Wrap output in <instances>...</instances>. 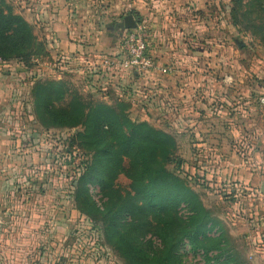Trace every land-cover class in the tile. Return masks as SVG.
<instances>
[{"label":"crops","instance_id":"crops-1","mask_svg":"<svg viewBox=\"0 0 264 264\" xmlns=\"http://www.w3.org/2000/svg\"><path fill=\"white\" fill-rule=\"evenodd\" d=\"M22 2V16L31 24L34 32L39 33L47 53L46 58L54 53L59 59V68L54 72L57 80L64 75L60 76L58 73L62 69L61 65L64 67L67 63L70 66L66 65V68L71 70L75 68L74 65L78 69L86 67V75L82 76L86 88L101 92L104 102L124 101L130 108L138 102L147 121L156 118L155 112L160 110L164 118L170 120L168 130L172 134L179 133L182 126L191 128L190 134H197L199 138L196 140L194 137L189 149L209 151L213 137L216 138V144L221 143L224 148L226 144L220 130V121H236L232 122L235 125L237 121L243 123L246 120L248 134L244 138L238 127H232L231 135L237 137L243 150H247V156L243 157L241 164L233 166L238 169L234 173H237V178L244 184L261 193L260 188L264 182V106L258 103V99L264 94V78L260 80V76L264 77V0L259 7H252L249 0H243L236 25L230 22L229 0ZM126 15L133 16L137 25H144L151 30L149 56H152L158 67L171 66V74L162 75L154 70L147 75L131 74V78L125 80L108 75L112 70L118 69L114 60L119 58L123 31L116 24ZM240 37L248 38V42L245 39L239 40ZM228 40H232L237 48L232 49L229 43L226 45ZM239 42L243 43L242 47L238 46ZM226 53L231 54L229 62L225 61ZM261 53L263 55L260 58ZM0 63V67L5 64ZM14 65H6L10 67L9 70H3L2 76L0 75V246L23 249L24 232L32 229L33 221L24 200L29 196L23 191L24 186L20 185L22 182H19L18 172L20 173L22 162L32 160L33 163L36 156L29 152L28 159L24 155L22 159V154L18 157L16 149L19 143L9 136L7 125L13 119V113L8 108L17 99L8 94L7 79L15 74L23 75L29 88L28 95L32 85L38 80L33 67L29 69L18 63ZM184 71H194L197 74L189 77V73H183ZM229 72L232 73V81L225 83L223 78L229 76ZM185 85H197L199 95H191L189 88L182 90L181 86ZM140 88L143 92L139 100L134 92ZM148 90L153 94L146 93ZM257 118L262 124L261 129L254 127ZM33 124L29 129L35 127L42 132L35 120ZM28 135L38 137L39 141L42 136L41 133L37 135L30 132L26 133ZM20 147L28 148L26 144ZM253 151L255 153L252 154ZM208 160L210 161L206 158V164L203 165H207ZM215 162L219 167H230L222 159L216 158ZM219 172L221 174L225 170ZM28 203L30 204L29 201ZM37 229L41 232L40 221L34 227L35 231ZM13 231L16 233L13 234ZM35 243L36 241L33 243L35 253L32 257L41 264L42 259L47 257L46 240L45 246L40 240L38 248Z\"/></svg>","mask_w":264,"mask_h":264},{"label":"rangeland","instance_id":"rangeland-1","mask_svg":"<svg viewBox=\"0 0 264 264\" xmlns=\"http://www.w3.org/2000/svg\"><path fill=\"white\" fill-rule=\"evenodd\" d=\"M3 1L11 5L12 8L15 7L16 11L13 8L14 13L23 18V0ZM139 26H143L148 35L151 34V30L146 29L144 25L139 24ZM123 32L125 33L126 31ZM123 32L121 38L124 35ZM33 33L36 34L35 37L38 42H41L39 33L34 32V29ZM148 39L150 40V36ZM244 39L248 42V38ZM244 39L240 37L239 40L244 41ZM228 43L232 49L237 48V45L232 40H228L226 45ZM262 55L263 53L259 57L261 58ZM118 56L119 58L122 56L120 51H118ZM230 56L231 54H224L225 61H231ZM250 57L252 56L250 55ZM58 61L57 55L53 53L48 58L42 59L44 65L34 64L32 67L37 74L35 75L38 80L36 82L57 80L54 78V72L56 68H59L60 62ZM114 61L117 63L118 59ZM5 64L7 66H15L16 62L9 61ZM5 64H2L0 67L1 76L3 70L8 71L10 68ZM66 65L69 64L66 63L64 67L61 65L60 68L62 69L58 70V73H60V76L64 74L60 80L67 84L69 91L77 92L87 102L111 104L102 100L103 96L101 92L90 91L86 88L85 80L83 81L82 79V76L86 75V67L78 69L79 67L74 65L75 68L71 70V68L67 69ZM183 73H189V77L197 74L194 71H184ZM231 74L229 72L228 75L231 76ZM108 75H112V78H122L123 80L132 76L131 73L123 72L119 69L117 71L112 70ZM241 78L243 77L241 76ZM263 78L260 76V80ZM179 80L183 81L182 78ZM7 81L9 85L8 94L10 97L17 99L8 108L9 112L13 113V119H10L7 125L10 132L9 136L13 140H16V143H19L16 149L18 157H21L22 154V159L23 155L28 159L30 152L34 153L36 158L33 159V163L32 160H29L30 162H22L19 168L20 173L18 172L20 174L19 182H22L20 185L24 186L23 191L29 196V199L25 197L24 200L27 206L26 210L31 212L32 229L24 232L23 249L0 246V264H39L32 256L35 253L33 243L36 241L35 244H37L38 248L40 240L42 245H44L46 240L47 253L46 259H42L41 264H126L117 255L116 251L105 242L101 235L99 223L93 225L85 217L79 215L72 205L71 184L77 179L82 162L86 160L77 151L67 152V138L77 129L44 130L38 124L36 125L39 126L38 128L42 132H39L35 127H33L34 129H29L30 126H34V119L30 93L28 95V85L21 74H15L11 79L8 78ZM121 82L125 84L124 81ZM187 88L190 89L191 95H199V87L197 85H191L190 87L186 85L181 86L182 90ZM142 92V88H140L134 94L139 97ZM148 92L149 94H153L150 90L146 93ZM140 106V103L135 102L128 109V116L132 121L147 122L155 129L163 130L175 138L177 144L176 155L183 160L182 169L179 171L180 173L177 172L176 174L180 178L185 179L187 186L197 194L201 204L216 220V224L210 223L207 225V234L210 237L217 238L221 235L224 237L227 255H230L234 259L232 264H264V195L258 189L255 192L252 186L240 181L237 178V173H234L238 169H234L235 167H233L237 166V163L241 164L243 157L247 156V150H243L240 143H238V139H236L237 137L231 135L232 127H238L241 137L246 136L248 134V129L245 125L246 120L243 123L237 121L238 123L235 125L232 122L236 121H220V130L226 146L223 148L221 143L217 145L216 138L213 137L209 146L210 150L200 151L196 148L189 149L190 142L194 141V137L196 140L199 138L197 134H190L191 128L182 126L178 130L179 133H169L168 123L170 120L164 118L160 110L155 112L157 117L154 119L150 118L149 122L147 119H144L143 110ZM254 123L256 129H261L262 124H260L259 118ZM29 132L30 134L36 133L37 135L41 133L40 141L38 137L34 138L32 135L26 136V133ZM21 143L26 144L28 148L20 149ZM253 153L255 152L253 151ZM241 154L245 155L241 156ZM206 158L210 159V161L208 160L209 163L207 165H203ZM216 158L224 160L225 163L228 162L230 167L227 165H224L223 168L219 167L215 162ZM169 168L171 169L172 166H169ZM222 169L225 172L220 174L219 171ZM250 174L251 172H249ZM232 175L234 176L232 177ZM116 184L122 190H126L129 181L124 176H119ZM88 190L93 202L100 207L103 199L98 186L88 185ZM28 201L30 204H27ZM40 202L41 213H39ZM180 206L183 207L182 209L178 208V215L182 219H186L191 215V211H189V208L185 204H181ZM39 221L41 232H39V229L37 231L34 230L36 222L39 223ZM12 233L16 232L13 231ZM11 239L14 238L12 237ZM153 242L155 246L159 245L157 240L153 239ZM179 253L184 264H215V259H212L215 253L208 255L211 259L207 261L203 252L197 251L194 253L190 250L187 240L184 241ZM226 256L218 259L219 264H229L225 262Z\"/></svg>","mask_w":264,"mask_h":264},{"label":"trees","instance_id":"trees-1","mask_svg":"<svg viewBox=\"0 0 264 264\" xmlns=\"http://www.w3.org/2000/svg\"><path fill=\"white\" fill-rule=\"evenodd\" d=\"M242 1L229 0L232 25L237 24ZM261 1L249 0L252 7L261 6ZM46 55L33 27L0 0V62L30 68L33 58ZM30 97L32 115L42 129H77L67 138V152L77 151L86 160L71 184L72 205L93 225L99 223L105 242L126 264H184L179 251L185 240L207 261L215 253V264L227 255L224 237L207 234V225L216 220L176 174L183 160L176 155L172 135L147 122L132 121L127 102H87L62 80L35 82ZM119 176L129 181L126 190L116 184ZM88 185L98 186L100 207ZM181 204L191 211L186 219L178 215ZM225 262L232 264L234 259L227 255Z\"/></svg>","mask_w":264,"mask_h":264},{"label":"built area","instance_id":"built-area-1","mask_svg":"<svg viewBox=\"0 0 264 264\" xmlns=\"http://www.w3.org/2000/svg\"><path fill=\"white\" fill-rule=\"evenodd\" d=\"M148 37L149 35L146 33L144 27L139 25H137L135 29L128 30L124 33L120 40L119 47L122 56L118 58L116 63L119 70L129 72L132 75H147L154 70H157L162 75L171 74V66L158 67L149 56ZM31 63L32 65L43 64L40 58H33ZM223 80L225 83H231L232 78L230 76H225ZM258 103L264 106V94L259 97ZM182 207L183 206H180L179 209H182Z\"/></svg>","mask_w":264,"mask_h":264},{"label":"water","instance_id":"water-1","mask_svg":"<svg viewBox=\"0 0 264 264\" xmlns=\"http://www.w3.org/2000/svg\"><path fill=\"white\" fill-rule=\"evenodd\" d=\"M136 26H137V23L135 22L133 16H131V15L124 16L122 18V20L118 24H116V27L119 28L120 30H123V31L135 29ZM238 46L242 47L243 43L239 42ZM260 191L262 194H264V182L260 188Z\"/></svg>","mask_w":264,"mask_h":264}]
</instances>
